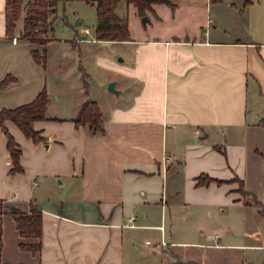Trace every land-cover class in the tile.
<instances>
[{
	"label": "crops",
	"instance_id": "crops-1",
	"mask_svg": "<svg viewBox=\"0 0 264 264\" xmlns=\"http://www.w3.org/2000/svg\"><path fill=\"white\" fill-rule=\"evenodd\" d=\"M5 1L0 81H12L0 90V109L28 103L43 88L48 102L47 119L33 125L46 143L7 122L22 172L9 173L0 132V199L25 213L32 204L42 211L36 254L20 249L34 240L2 216L1 264H264V0H201L196 25L178 13L180 3L195 0H169L173 9L153 4L146 21L165 22L164 10L184 25L156 35L146 24L135 34L129 26L127 41L75 33L82 80L70 117L49 113L58 91H48L46 77L53 43L22 39V18L17 40L6 37ZM93 42L121 45L118 64L80 46ZM34 48L45 49V66L32 59ZM92 62L110 70L105 79L117 94L87 81ZM87 98L101 112L102 133L72 122ZM200 177L224 182L198 185ZM206 249L214 255L204 263Z\"/></svg>",
	"mask_w": 264,
	"mask_h": 264
},
{
	"label": "trees",
	"instance_id": "trees-1",
	"mask_svg": "<svg viewBox=\"0 0 264 264\" xmlns=\"http://www.w3.org/2000/svg\"><path fill=\"white\" fill-rule=\"evenodd\" d=\"M72 1H82L86 4L93 5L96 11L95 39L99 41L119 42L130 39L128 27V18L125 15L117 13V7L121 1L127 6H133L136 13L142 18L146 16L147 11H152L153 4H165L171 9L174 4L169 0H6L5 1V33L6 37L13 38L16 33V26L22 17V11L25 9V15L22 19V39H27L32 45L44 47L51 39L48 33L51 30L50 16L56 12L57 5ZM25 6V7H24ZM31 57L36 64L45 66V49L34 48L30 51ZM12 78L8 75L0 81V90L4 89ZM86 89V86H84ZM48 96L43 88L28 103L19 105L14 108L0 109V132L6 137V148L11 159L12 167L10 174H16L23 171L20 164L21 150L8 130L7 122L14 124L22 134L30 139L33 143H46V139L40 131L34 129L36 121L46 120ZM76 127L87 126L92 133H102L101 112L97 104L87 98L80 106L76 117L72 120ZM210 182L218 184L223 183L221 180H212L206 177L198 179V185H206ZM241 184V182H239ZM243 195L247 193L240 189ZM254 205L259 208L260 214H263V208L260 202L254 200ZM7 213L14 218L16 229L22 239H33L30 242H20L19 247L22 250L36 254L41 250L42 237V211L34 204L30 206L28 213L22 212L15 207H8L0 199V264H1V220L2 216Z\"/></svg>",
	"mask_w": 264,
	"mask_h": 264
},
{
	"label": "rangeland",
	"instance_id": "rangeland-1",
	"mask_svg": "<svg viewBox=\"0 0 264 264\" xmlns=\"http://www.w3.org/2000/svg\"><path fill=\"white\" fill-rule=\"evenodd\" d=\"M27 1L28 0H25L26 3ZM200 1L201 0H195L194 3L188 6H184V4L180 3V10L178 13L182 15V17L187 16L189 18V22L192 20L193 24L196 25L200 16L203 14V11H201ZM124 5L125 2L121 1L116 11L119 15L127 16L126 9L124 10ZM133 8L134 7L130 5L127 18L129 19L128 27L130 26V30L134 34L137 33V30L139 29L141 23L142 26H145L146 24V28L148 29H150L151 27L149 33L155 35L160 34L163 31H167L169 33L174 31V29L176 28L181 29V26L184 25V23L181 21L179 22V20H167L168 15L164 10L163 12H161V14L162 17L165 18V22L156 24L152 18H150L148 21L143 22L142 19L146 16L141 18L137 13L136 15H134L133 11L136 12V10L135 8ZM24 15L25 9L22 11V19ZM50 22L51 30L48 33V38L51 39L49 43L53 44L47 46L48 65L46 70V77L48 82V91L50 92L52 89H58V91L61 90L62 93L65 92V95H62L60 99H56L55 97L58 95V91L56 90L57 92L55 93V95H52L49 100V113L50 115H55L57 117H70V115H72V105L75 104L78 96L76 90L79 87V82H81L82 80V72L76 69V67L78 66V47L72 46L71 40L75 33L81 34L82 29L84 28L87 30L86 34H88L89 38L92 39L94 37V26L96 23L95 7L82 1H72L68 3L60 2L57 5L56 12L50 16ZM21 34L22 28L20 35ZM25 40L27 41V39ZM80 46L82 48L83 46H88L94 54L106 59H112L116 64H118V60L122 57L118 54V50L121 48V45L118 44L114 45L104 42H93L90 44H80ZM39 50L40 52L42 51L41 48ZM59 56H62L61 62H57ZM63 57H65L66 59ZM88 71L91 77L90 80H88L89 78H87V81H91L97 86L102 85L107 90V86L110 82H106L105 78L111 76L110 70L106 71L104 69H100L96 64L92 62L90 63ZM110 96L113 95L110 94ZM113 98H116V100H118V97H116V95ZM260 231H262V228H260ZM202 252L205 256L204 263H206V259H208L207 257L210 256L214 251L206 249ZM190 255L191 254H189V256ZM212 255H214V253H212ZM233 259L235 260V263L238 260L236 256Z\"/></svg>",
	"mask_w": 264,
	"mask_h": 264
},
{
	"label": "water",
	"instance_id": "water-1",
	"mask_svg": "<svg viewBox=\"0 0 264 264\" xmlns=\"http://www.w3.org/2000/svg\"><path fill=\"white\" fill-rule=\"evenodd\" d=\"M146 19H147V18L144 17V18L142 19V21L145 22ZM107 89H108V91L113 92V93H115V94L118 93V92L115 90V88H114V82L109 83Z\"/></svg>",
	"mask_w": 264,
	"mask_h": 264
},
{
	"label": "built area",
	"instance_id": "built-area-1",
	"mask_svg": "<svg viewBox=\"0 0 264 264\" xmlns=\"http://www.w3.org/2000/svg\"><path fill=\"white\" fill-rule=\"evenodd\" d=\"M13 40H14V41H16V40H17V38H13ZM129 221H132V219H130ZM131 226H132V224H131Z\"/></svg>",
	"mask_w": 264,
	"mask_h": 264
}]
</instances>
